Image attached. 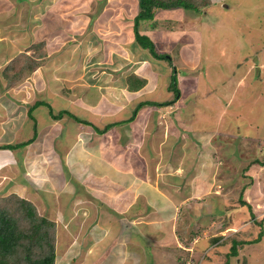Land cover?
<instances>
[{
  "label": "rangeland",
  "instance_id": "1",
  "mask_svg": "<svg viewBox=\"0 0 264 264\" xmlns=\"http://www.w3.org/2000/svg\"><path fill=\"white\" fill-rule=\"evenodd\" d=\"M209 2L218 5L201 7L195 14L159 9L153 19L140 23V32L173 60L180 97L161 107L145 105L132 120L135 130L129 132L123 124L118 130L130 136L115 131L110 140L67 113L49 120L46 111L54 116L68 111L102 128L129 117L141 102L173 100L167 88L168 62L157 60L135 39L139 0H0V133L18 131L7 124L16 114L20 124L27 123L24 135L32 134L33 121L26 115L34 107L31 114L41 121L42 131L33 147L38 171L49 167L58 172L61 190L50 182L44 191L21 185L20 176L28 169L21 165L9 179L17 183L14 192H22L41 216L55 223V264L59 254L62 264L72 258V264H88L95 253L89 248L95 246L91 231L108 224L112 230L119 227L117 211L112 210L113 218L104 216L112 213L102 206L101 192L86 190L85 184L80 198L78 186L95 178L98 166L78 174L80 164L75 163L77 148L84 146L87 156L102 159L107 154L96 148L119 147L120 141L127 145L118 148L119 161L125 155L130 174L145 181L133 209L137 212L126 214L138 220L139 234L145 235L151 251L148 256L133 242L139 248L136 264H227L231 241L256 239L260 221L261 241L243 245L229 262L264 264V0ZM29 46L38 50L42 70L9 87L2 71L6 61ZM118 87L126 96L113 95ZM36 101H41L38 106ZM22 138L26 136L15 139L18 146ZM4 184L0 182V198ZM63 188L71 194L77 189L74 209L68 191L69 200L60 198Z\"/></svg>",
  "mask_w": 264,
  "mask_h": 264
},
{
  "label": "crops",
  "instance_id": "2",
  "mask_svg": "<svg viewBox=\"0 0 264 264\" xmlns=\"http://www.w3.org/2000/svg\"><path fill=\"white\" fill-rule=\"evenodd\" d=\"M217 2L215 4L212 3V4H214L213 6L218 5ZM26 3H28V1ZM29 49H30V46L27 50H29ZM20 53H23V52H20ZM20 53H17V54L13 53L9 57V59L6 61V64H5L2 71H4L5 68L7 67V65L9 64V62H11V60ZM199 60L200 59L198 58L196 60V62L197 61L199 62ZM210 60H212V59H210ZM195 64L196 63L192 64V66L190 68H193L195 66ZM170 69H171V67H170ZM41 70L42 69H40V71ZM170 71H171V73H170V81H171L172 70H170ZM245 75H247V73ZM29 77H27V78H29ZM169 84H170V82H169ZM119 89H122V87H118V88L112 90L113 95L119 96L121 98L126 96V91L125 90H119ZM99 91H100V89H99ZM128 93H129L128 95H130V92H128ZM90 94L91 93H89V95ZM31 108L32 107H30L29 110ZM29 110L27 112L26 117L28 116L29 120L31 119L33 121V133L32 134L24 135L25 126H27V123L25 122L26 125L24 123L20 124L18 122L20 120V115H16V114H12L11 117H8L10 119V121L7 122V124H9L8 126H12L13 130H15L17 128L18 131L16 130V132L14 134H12V131L8 134L7 133H4V134L0 133V146H1V148H0V179L3 177V180H0V182L5 183L3 190H2V192H3L2 196H4V197L9 196L11 194H17L20 197L23 196L22 192L17 193V192H14L12 190L17 183L14 184L15 180L9 179V177L13 176V174H12L13 171L17 167H19V165H21V167H23L24 169L28 168L27 170H25V173L20 176L21 180H22L21 185L25 184V185H27V188H29V185H30V188L32 191H37V190H43L44 191V190L49 188L48 187L45 189L44 185H48V183L50 182V183H52L53 187L56 186V188L58 190H61L59 188V184H58V181H59V183L61 182L60 179L58 180V178H59L58 172H55L54 170H52L49 167L47 170L41 169L40 171H38V169H39L38 163L39 162L34 157L35 154H34L33 147H34L36 141L39 140L40 132L42 133V131L39 129L40 128L39 126L41 125V121H37L39 119L36 116H34L33 114H31L29 112ZM37 110H40V109H37ZM46 113L48 114L49 120L54 119L53 117H51V114L49 111H46ZM110 115H112V114H110ZM110 115L107 118H109V120H112V117ZM132 115H133V113L130 114L129 117H127V118H123L121 120H119V119L118 120H112V122L109 121L102 128H100L97 124H94L92 122H91V124L96 125L100 129H104L109 124H115L107 132L103 133V134L108 135L110 137V140H111V135L116 134L115 131H118V130L122 131V129L120 128V126L122 124L125 125V129L126 130L128 129L129 132L133 131V129H134L133 126H135V124L132 122V120H133L131 118ZM144 121L146 122V120H144ZM120 131H118L120 134H122L124 136H130V134L128 132L123 134V132H120ZM23 136L24 137L26 136V138H22V140L19 141V143H22L23 146L17 147L18 142H15V139L17 140L19 137H23ZM115 137H116V135H115ZM119 137H122V136H119ZM119 137H118V139H119ZM124 141H125V139H124ZM25 143H28V144L24 145ZM75 143H76V141L73 144L71 143L70 146L74 145ZM126 145L127 144H125L123 141H120L118 144L119 147H116V145H112V144L106 146L107 147L106 149H101V148L97 147L96 150L98 152H105L107 154L106 155L107 158H105L104 154L102 155L103 160L99 159L98 156H94V155H90V157H89V155L87 156V153H85V147L84 146H83V150L82 149L79 150L77 148V151L80 154V157L78 158V162H76L75 165L80 164L79 165L80 169L79 168L76 169L75 172H77L79 174V170L81 172H83V170L85 168L90 167L91 165H97L98 166V169L96 170V177L95 178H94V176H92L91 179L86 180L87 183L85 182L84 184H81L80 187L77 184L79 190L81 191L80 192V198H81V193H84L82 186H84L86 184L87 185L86 190L92 191V189H93L95 192H101L99 194L101 196L100 200H102V202H101L102 206L106 205L108 209H111L112 215L105 213L106 214V215L104 214L105 217H107V216H111L112 218L115 217V214L113 213V211H117L118 215L120 214V216H119V227H117L115 230L114 229L112 230L113 226L108 224L102 228L99 227L98 229L96 228V230L91 231L92 234L94 235L93 240H95L94 241L95 246H89V248L92 247L91 251L93 252V250H94L95 253L88 256V258H89L88 264H136V258H137V255L139 253V248H136V246L134 245L136 243V241H138L141 244V246L147 250L148 256L151 253L150 248L146 246L147 238L145 237V235L142 236L141 234H139L140 231H142L141 230L142 228L139 229L138 220L134 219V218L131 219V217H126V214H131L133 216V214L137 212L133 209L136 206L135 203H136V198L138 197V192L141 191L140 190L141 184L143 182H145L141 177H138L135 174L134 175L130 174L129 170L127 169V166L125 165V163L127 161L125 155L122 154L121 161H119V156H121V154L119 153L118 148H120V147L126 148L125 147ZM8 146H9V148H7ZM88 147L89 146L87 145L86 148L94 153L95 148L94 147L88 148ZM63 149L66 150L67 147L64 146ZM107 151H108V153H107ZM15 152H16V155H15ZM69 153L70 152H68V155H69ZM113 154L117 155V158H116V156L114 157ZM17 157L20 158L19 162H18ZM140 158H141V156H140ZM59 159H60V157H59ZM64 160H66V158H64ZM116 162L117 163H119V162L124 163L125 167L116 165ZM45 167H47V166H45ZM64 168H65V170L69 169L68 166H66ZM45 173L49 176V178H51L52 176H54V178L51 179V181H50V179L46 178ZM51 173H53V175H51ZM23 176L26 180L23 178ZM184 176H185V182L189 183L190 179L192 177L190 175V171L188 172V174H185ZM28 180H30V181H28ZM68 181H69L68 179L65 180V183L63 185L66 186ZM28 182H29V184H28ZM32 184L35 187H32L31 186ZM22 188H24V187H22ZM63 190H64V192H63ZM65 191H68V189H64V188L62 189L60 198L62 195L68 200L70 198L71 199V203H70L71 209H74L73 203L77 197V189L72 190V192H73L72 194H71V191H68L69 192L68 193L69 198H68V195ZM86 192H88V191H86ZM22 198H24V197H22ZM96 200L99 203V200L98 199H96ZM49 202L53 203V198ZM61 202H62V200H61ZM65 202H67V201H65ZM98 203H97V205H99ZM62 204L66 208L67 204H64V202ZM166 204L171 209H174V207H171L168 203H166ZM75 209H77V208H75ZM101 211L105 212V210H101ZM157 217L161 218L162 216L157 215ZM89 226H91V225L89 224ZM167 229L169 231V228H167ZM91 232L89 231L90 235H91ZM95 232H97V233H95ZM136 232L138 233V235H136ZM76 233H78L80 236L79 231ZM78 234H76L75 238L73 237L74 242L78 241V237H77ZM95 234H97L96 237H95ZM108 240H109V242H107ZM103 242H104V244H103ZM133 242H134V244H132ZM73 259L74 258H72V262L69 263L66 260L65 261L66 263H63V264H72ZM61 260H62L61 254H59V256H57L56 264H60V263L62 264ZM147 264H151L150 261H148Z\"/></svg>",
  "mask_w": 264,
  "mask_h": 264
},
{
  "label": "trees",
  "instance_id": "3",
  "mask_svg": "<svg viewBox=\"0 0 264 264\" xmlns=\"http://www.w3.org/2000/svg\"><path fill=\"white\" fill-rule=\"evenodd\" d=\"M212 2L201 4L197 0H139V12L137 13L134 21V35L138 44L145 50H148L157 60L168 62L171 67L172 76L168 89L173 93L174 98L172 101L165 103L158 102H141L134 110L132 119H134L138 111L145 105H155L161 107L165 104H170L180 97V89L178 87V73L175 65H172V59L167 57L168 54L160 53L157 50V45L153 42L150 36L142 34L139 30L142 21L153 19L155 12L159 9H175L183 8L191 12L199 13L201 7H209ZM32 50L33 53H29ZM35 46H32L28 51L18 54L7 65L4 70V76L8 81L9 87H14L16 83L22 79L29 77L35 70H37L42 61L38 59ZM38 51V50H37ZM141 86L133 87L136 90ZM131 90V89H130ZM135 90V91H136ZM132 91V90H131ZM41 102V101H40ZM36 102L35 106L40 103ZM34 107L29 110L31 113ZM67 115L88 125L96 134L101 135L107 132L115 124H109L104 129L98 128L96 125L89 123L86 120L78 118L74 114L64 111L57 116L51 114L54 119L62 118V114ZM28 143H25L26 145ZM23 144L21 143V147ZM1 148V146H0ZM9 148V146L7 147ZM247 170V169H246ZM243 200V199H242ZM244 203V201H242ZM248 205V204H247ZM249 206V205H248ZM252 217H255L251 212ZM263 221L258 222L261 227V232L258 237L252 241L236 240L231 241L229 252L227 253V264H230L231 257H237L239 248L243 245L259 243L263 236ZM55 223L49 219L41 216L36 206L29 200L20 197L17 194L0 198V264H55Z\"/></svg>",
  "mask_w": 264,
  "mask_h": 264
}]
</instances>
